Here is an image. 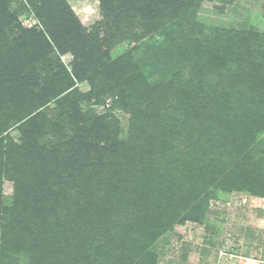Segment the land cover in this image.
Wrapping results in <instances>:
<instances>
[{
  "label": "trees",
  "instance_id": "obj_1",
  "mask_svg": "<svg viewBox=\"0 0 264 264\" xmlns=\"http://www.w3.org/2000/svg\"><path fill=\"white\" fill-rule=\"evenodd\" d=\"M211 1L0 0V264H158L219 193L264 198V25Z\"/></svg>",
  "mask_w": 264,
  "mask_h": 264
},
{
  "label": "rangeland",
  "instance_id": "obj_2",
  "mask_svg": "<svg viewBox=\"0 0 264 264\" xmlns=\"http://www.w3.org/2000/svg\"><path fill=\"white\" fill-rule=\"evenodd\" d=\"M84 25L100 18L99 0H67ZM198 18L208 26H227L234 22L248 21L263 27V0H233L204 2ZM25 26L39 22L33 16L20 15ZM133 41H122L112 49V56L134 45ZM70 54L61 55L67 64ZM84 92L86 83L79 84ZM110 98L104 104L92 106L98 113L110 108ZM123 128L127 126V114L114 111ZM12 193V184L4 183L5 200ZM208 218L204 224L190 221L173 227L154 245L158 264H264V198L243 191L219 193L210 203Z\"/></svg>",
  "mask_w": 264,
  "mask_h": 264
}]
</instances>
